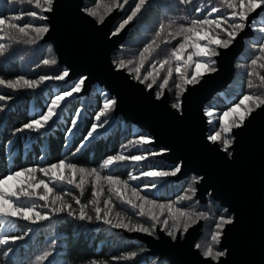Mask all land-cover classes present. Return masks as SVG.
<instances>
[{
	"label": "snow or ice",
	"instance_id": "snow-or-ice-1",
	"mask_svg": "<svg viewBox=\"0 0 264 264\" xmlns=\"http://www.w3.org/2000/svg\"><path fill=\"white\" fill-rule=\"evenodd\" d=\"M12 2L27 3L39 11H28L7 18L0 15V41L36 44L49 32V27L47 24L36 26L34 21L48 19L44 13H51L54 10V0H12ZM179 2L182 5L194 6L196 16L181 17L187 22L185 24H177L175 20H169L166 24L161 23L154 38L139 53L137 61L120 60L114 63L117 70L127 69L130 74H134L135 80L146 84L148 89L157 85L159 91L156 93V99L158 100L164 95V90L168 88L169 81L173 79L175 72L178 82L175 83L176 102L172 104V108L180 111L182 109L181 96L186 91V86L199 84L205 74L217 71L214 58L220 55L219 50L229 49L237 37L248 28L257 32L259 36L255 43L258 44L259 55L251 60L252 70L248 75L256 77L259 82L255 83L250 80L248 87L261 91L244 94L238 103H234L218 118L219 130L208 136L209 141L219 142L222 145L221 150L231 156L230 148L234 142L233 130L243 127L246 120L257 109L264 108V74L256 70L257 68L264 70V42H261L264 41V15H262L264 14V0H179ZM129 3L130 0H96L94 7H86L84 11L87 15L96 18L97 23L102 24L107 16L115 10H124ZM149 3L150 0H136L130 14L111 35H118L145 10ZM210 5L211 7H209ZM205 9L208 10L205 12ZM25 16L33 22L20 23L25 20ZM178 38L179 42L170 50L169 54L164 59L152 63L150 69L141 75L145 64L152 59L161 45L169 44ZM9 50L8 43L0 42V57H4ZM41 63L43 66H55L58 62L55 58H45ZM134 63L135 67L130 68L129 65ZM157 63L159 67L156 66ZM161 72H164L165 75L162 77V82L158 83V80H161ZM69 76V69L64 68L56 75H40L37 79H28L23 75L11 80L0 78V87H6L13 91L34 90L49 81H65ZM86 80L87 77H81L66 90L58 91L51 97L46 110L38 112L35 118L16 131L27 130L38 134L42 130L50 131L51 124L59 119L68 99L84 89ZM12 99L11 95L0 94V102ZM116 103L115 98L105 97L103 107L95 116L96 122L91 124L90 130L73 155L85 147V142L100 135V130H108L106 128V125H109L107 117L115 108ZM4 110V107L0 106V112ZM205 114L210 118L209 123L211 124L214 111L205 109ZM79 116L80 111L78 110L76 112L77 119L71 121L72 127L68 129L69 135L77 126ZM152 142L149 136L138 135L135 139L122 145L121 150L116 154L107 156L100 164L99 170L79 166L65 158L44 167L31 166L9 171L7 175L0 177V249H5L2 251V256L9 257L13 252L11 245L24 240L34 231V228L28 227L22 235L13 234L18 228V221H25L28 225L36 226L43 222H50L56 216L66 214L74 220L102 223L109 229H123L129 233H144L149 236H155L157 226H160V230L165 231L175 241L178 238V233H186L199 219L207 218V214L204 212H190L177 207L178 203L193 199L197 191L195 187L187 189L176 201L160 203L155 199H149L147 195L142 194L141 188L134 187L129 183V181H138L144 177L149 180V183L144 185V189H148L149 186L155 189L159 181L168 177H176L181 173V164H177L171 170L152 169L140 172L139 175L129 173L128 180H122L119 176L112 174L102 175V171L112 170L123 162L139 165L141 162L149 160L150 157L161 155L167 151L155 152L145 147ZM133 149L140 154H126ZM200 179L202 178H196L195 182L199 183ZM89 184L92 186V198L87 202H82L81 197ZM58 186H71V188L79 190V195H73L72 191H64L62 187ZM105 186L107 195H105ZM66 196L71 197L79 207L74 208L73 203L65 199ZM101 197H105L102 204ZM118 205L123 209H130L135 216L151 223L146 225L141 220H134L132 216L127 215L126 211L123 214L121 211H114ZM161 217L165 218L161 219ZM232 223V218L224 216L219 218L215 225V231L211 234L210 242L202 253L206 259L219 261L226 255V251L217 250L216 246L220 244L225 225ZM52 244L54 246L55 241ZM196 248H201V245L196 244ZM140 251L142 252L144 249ZM139 254L137 251H132L112 259L133 261ZM52 256L53 250H46L35 259L37 262L47 261L48 264H54L49 259ZM89 264H108V261L91 260Z\"/></svg>",
	"mask_w": 264,
	"mask_h": 264
},
{
	"label": "trees",
	"instance_id": "trees-1",
	"mask_svg": "<svg viewBox=\"0 0 264 264\" xmlns=\"http://www.w3.org/2000/svg\"><path fill=\"white\" fill-rule=\"evenodd\" d=\"M95 2L96 0H84V9L86 7H94ZM135 2L136 0H130L129 5H126L124 10L118 11L122 16L116 22L113 32L126 19L127 15L130 14L131 8L135 6ZM33 10L39 11L27 3L22 4L12 2V0H0V15L5 18ZM207 10L205 9V12ZM183 16H196L194 6L182 5L179 0H150L145 10L132 21L134 23L131 24L125 41L113 54V63L119 62L124 54L129 53L138 58V51L143 50L145 45L154 38L161 23L166 24L169 20H175L177 24H185L187 22L181 19ZM24 22L33 21L25 16V20L20 23ZM34 24L36 26L48 25V22L47 20L40 21L37 19L34 21ZM258 36L259 34L252 30V35L248 40H245V48L235 64V69L237 68V70L231 84L224 92L218 94L206 105L205 109H212L214 115H222L234 103H238L244 94L257 92V89H249L248 87L250 80L257 83L256 78L249 76L248 73L252 70L250 67L251 60L259 55V51L254 53L255 49H258V44L255 43ZM43 38L39 39L34 45L14 43L7 40L0 41L10 45L9 52L4 57H0V78L11 80L23 75L28 79H37L40 75H56L62 71L65 67L59 66V63L55 66L42 65L41 61L45 58H55L58 62L53 47L50 44L43 43ZM146 39H148L147 42H145ZM178 42L179 38L169 44L161 45V48L145 65L151 66L154 61L164 59ZM114 65L116 67L115 63ZM125 70L129 73L127 69ZM160 75V81L162 82V77L165 73L161 72ZM130 76L133 78L132 74ZM79 79L72 82H68L67 80L49 81L34 90L21 89L13 91L6 87H0V94L13 96L11 101L0 102V106H3L5 109L3 112H0V177L7 175L9 171L31 166L44 167L65 158L79 166L88 169L97 168L99 170L100 164L107 156L116 154L121 150L122 145L127 144L128 141L135 139L138 135L149 136L154 141L148 131L132 123H128L122 116L114 114V116L107 117L109 125H106V128L108 130H100V135L95 139L85 142V147L73 155L81 141H83L84 136L90 130L91 124L96 122V114L103 107L104 97L100 89L97 88L98 85L93 86L91 92L87 95H83L81 92L69 98L59 119H56L55 123L51 124L50 131L42 130L39 134L27 130L24 132L16 131L22 125L28 123L29 120L35 118L38 112L46 110L47 104L50 103L53 95L58 91L66 90ZM170 82L168 93L172 105L176 102L175 83L178 82L175 72ZM143 85L146 87L145 84ZM153 87L156 97L159 88L157 85ZM106 91L104 90L103 92ZM108 98L114 97L109 94ZM78 110L80 111V116L77 126L73 128V133L69 135L68 129L72 127L71 121L77 119L76 112ZM207 119L209 123L210 118L208 116ZM214 124L216 129H214ZM219 127L218 121L209 123L208 136L218 131ZM152 143L145 147L155 152L163 150L162 148L155 147ZM220 147L222 149L221 145ZM126 154L140 153L133 149ZM161 155L150 157L149 160L141 162L139 165H134L132 162H123L112 170L102 171V175L112 174L119 176L122 180H128L129 173L139 175L140 172L152 169L171 170L177 165L167 163L161 159ZM196 178L200 177L192 175L188 179L181 181H177L175 177H168L159 181L155 189L150 186L148 189H144V185L149 183V180L144 177H141L138 181H129V183L134 187L141 188L142 194L147 195L149 199H155L160 203H168L169 201H176L190 186L196 188ZM58 187H62L64 191H72L73 195H79V190L73 189L71 186ZM91 192L92 186L89 184L86 186L84 195L81 197L82 202H87V200L92 198ZM105 195H107L106 186ZM104 198L101 197V204ZM65 199L73 203L74 208L79 207L71 197L66 196ZM177 207L190 212L195 208L199 212L207 214V218L203 219L204 224L201 237L197 242V244L201 245V248H199L201 254L205 248L202 244L207 239L209 229L215 228L221 216L232 218L226 208H223L219 202L213 201L210 197L206 205L200 204L195 199V201H182L177 204ZM114 211H121L122 214L126 211L127 215L132 216L134 220H141L146 225L151 223L135 216L130 209H123L119 205ZM28 227L34 228V231L25 237L24 240L17 241L15 245H11L13 252L9 257H3L2 251L5 249H0V264H48L47 261L37 262L35 259L46 250H53V256L49 259L54 264H89L91 260H105L108 261V264H170L166 259L150 255L147 246L140 240L129 238L128 235L132 233L123 229H109L108 226L102 223L74 220L66 214H61L54 217L50 222H43L41 225L36 226L28 225L25 221H18V228L13 234L22 235L24 231H27ZM157 228L160 230V226ZM163 232L166 234L165 231ZM181 235L183 236L184 233ZM155 237H157V230ZM53 241H55L54 246L52 244ZM141 249H144V251L141 252ZM217 250H220V244ZM132 251L140 253L133 261H115L112 259L113 257L126 255Z\"/></svg>",
	"mask_w": 264,
	"mask_h": 264
},
{
	"label": "water",
	"instance_id": "water-1",
	"mask_svg": "<svg viewBox=\"0 0 264 264\" xmlns=\"http://www.w3.org/2000/svg\"><path fill=\"white\" fill-rule=\"evenodd\" d=\"M54 10L46 13L49 32L42 42L50 44L59 66L69 69L68 82L87 77L82 94L93 86L104 88L117 103L115 115L150 132L152 145L165 151L160 157L171 165L181 164L175 179L190 176L196 184V200L219 202L233 218L226 225L219 261L206 259L196 248L203 224L198 222L173 241L163 231L157 237L143 233L128 235L140 240L152 256L170 264H264V108L257 109L244 126L234 129L231 156L218 143L208 140L209 123L205 107L224 92L235 75V64L252 32L246 29L227 50L221 49L217 71L205 75L199 84L182 95V109L172 108L167 91L158 100L155 90L135 81L125 70H117L113 54L125 41L131 25L112 36L122 14L111 13L102 24L84 11V0H54Z\"/></svg>",
	"mask_w": 264,
	"mask_h": 264
},
{
	"label": "rangeland",
	"instance_id": "rangeland-1",
	"mask_svg": "<svg viewBox=\"0 0 264 264\" xmlns=\"http://www.w3.org/2000/svg\"><path fill=\"white\" fill-rule=\"evenodd\" d=\"M132 1H133V0H132ZM115 11H116V10H115ZM117 11H119V10H117ZM107 17H108V16H107ZM107 17H106V18H107ZM94 19H95V18H94ZM95 20H96V19H95ZM96 21H97V20H96ZM133 23H134V22H131L129 25H131V24H133ZM98 24H100V23H98ZM129 25H127V26H129ZM127 26H126V27H127ZM126 27H125V28H126ZM125 28H124V29H125ZM250 31L252 32V29H251V28H250ZM143 38L145 39V37H143ZM248 39H249V38H248ZM248 39H246V40H248ZM147 40H148V39H146L145 42H147ZM220 50H221V49H220ZM220 50H219V51H220ZM255 50H256V51H255L254 53H256V52L258 51V49H255ZM141 51H142V50H141ZM141 51H138V53H140ZM217 57H218V56H217ZM217 57L214 58V59L216 60V65H215L216 68H217V59H216ZM120 60H125V61L132 60V61H137V57L134 56V55H132L131 53H129V54H126V55L124 54V56H122V57L120 58ZM154 62H157V61H154ZM154 62H153V63H154ZM156 66L159 67V64L157 63ZM129 67H130V68H131V67H135V63L132 64V65H129ZM149 69H150V66H146V65H145L144 69H142V71H141V75H143V74L145 73V71H146V70H149ZM217 70H218V69H217ZM236 70H237V68H236ZM256 70H257L258 72H260L261 74H263V72H264V70L259 69V68H257ZM208 74H212V73H208ZM208 74H205V75H208ZM132 75H134V74H132ZM205 75H204V76H205ZM204 76H203V77H204ZM203 77H202V78H203ZM255 78H256V77H255ZM66 80H67V79H66ZM201 80H202V79H201ZM158 81H160V80H158ZM160 82H161V81H160ZM256 82H257V83L259 82L257 78H256ZM170 83H171V82L169 81V84H170ZM145 85H146V84H145ZM189 86H193V85H187V86H186V90H187V88H188ZM97 88L100 89V92L102 93L104 99H105V97H109V93H108V91H106L104 88H101V87H99V86H98ZM153 88H154V87H153ZM168 88H169V86H168ZM168 88L165 89L164 92H165V91L169 92ZM104 90H105L107 93H106V92H103ZM259 91H260V89H257V92H259ZM81 92H83V90H82ZM81 92H80V93H81ZM185 92H186V91H185ZM185 92H184V93H185ZM110 96H111V95H110ZM112 97H113V96H112ZM104 99H103V102H104ZM114 114H115V108L113 109V111L110 113V115H109L108 117L114 116ZM220 116H221V115H217V114H215L214 117L212 118V121H213L214 123L217 122V121L219 122V119H218V118H219ZM214 129H216L215 124H214ZM146 131H147V130H146ZM148 133L150 134L149 131H148ZM150 135H151V134H150ZM217 143H218L219 145H221L219 142H217ZM221 146H222V145H221ZM196 184H197V183H196ZM190 187H191V186H190ZM190 187H189V188H190ZM189 188H188V189H189ZM196 192H197V191H196ZM195 199H196V194H195V196L193 197V199L190 200V201H195ZM198 201H199V200H198ZM185 202H186V201H185ZM199 203H200V202H199ZM200 204H201V203H200ZM197 211H198V210L194 208L191 212H197ZM198 212H199V211H198ZM164 218H165V217H161V219H164ZM232 219H233V218H232ZM198 222H202V224H204V220H203V219H200V220H198L195 224H193L191 227H193L194 225H196ZM157 227H158V226H157ZM191 227H190V228H191ZM225 227H226V225H225ZM225 227H224V228H225ZM158 230H159V229L157 228V231H158ZM213 231H215V228H214V229H209V231H208L209 233L207 232V233H208V234H207V239H205V241H204L203 244H202L204 247H206L207 244L210 242V237H211V234H212ZM223 231H224V229H223ZM223 231H222V235H223ZM184 234H185V233H184ZM222 235H221V237H222ZM220 242H221V241H220ZM218 247H219V245L216 246L217 249H218Z\"/></svg>",
	"mask_w": 264,
	"mask_h": 264
}]
</instances>
